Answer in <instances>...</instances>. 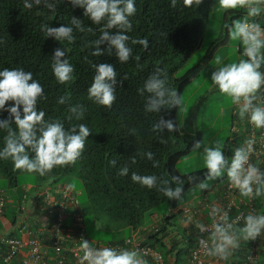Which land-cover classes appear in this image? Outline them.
<instances>
[{"label":"trees","instance_id":"16d2710c","mask_svg":"<svg viewBox=\"0 0 264 264\" xmlns=\"http://www.w3.org/2000/svg\"><path fill=\"white\" fill-rule=\"evenodd\" d=\"M213 2L214 0H201L199 5L184 6L181 0H177L175 5L172 0H137V12L132 17L133 28L128 33L133 58L121 64L115 56L92 54V42L99 37L101 26L92 24L84 17V10L73 6L70 0H0V69L23 67L26 71L33 72L34 78L44 86L46 98L38 102V108L45 111L46 119L51 117L64 120L66 127L72 123H85L92 130L85 151L75 164L57 167L44 177L31 174L37 180L35 183L37 188H33L30 194L44 187L57 194L60 186L71 184L63 181L66 177L78 180L87 199V206L95 218L110 229L126 232V237L110 244H123L127 238L132 237L142 239L138 234L135 235L136 231L140 230L146 235L147 241L143 240L144 244L160 251L166 264H178L182 252L190 254L199 246L201 238H208V234L202 235L199 228L196 230L192 227L195 233L190 232L191 236L187 239L188 247L184 251L181 244L171 237L172 230L177 227V223L173 221L178 215L183 214L185 219L189 220L184 212L186 209H192L191 211L195 212L192 221H195L200 210L191 206L179 209L184 204L181 203L182 199L168 200L155 188L149 190L134 184L130 178L131 172L135 171L142 175L155 174L162 178L178 174L177 164L196 152L193 147L197 142L202 144L203 135L198 130L190 133H183L180 130L177 116L181 106L161 109L159 114H146L145 98L140 95L138 89L159 67L167 73L169 85L177 89L182 98L185 89L198 75L203 64L211 60L219 47L229 41L227 25L235 19L244 18L243 10L226 12L224 33L210 45L202 64L177 77L179 70L202 44ZM72 17L81 19L85 30L83 32L74 30V42L64 45L68 51L66 55L75 67V79L67 85H61L52 74L51 59L54 50L63 48V45L52 37H46L43 29L45 25L59 27L62 24H69ZM132 40H145L147 47L140 43L133 44ZM97 63H114L118 73L117 99L110 109L98 106L87 99V88L94 75L93 64ZM61 96L70 97V104H83L86 108L85 118L81 121L75 119L68 121V103L59 104ZM8 117L6 111L0 112V119ZM159 118L172 120L178 125V130L172 133H168L166 129L162 133L154 132L153 125ZM130 129H135V134H131ZM250 130V125H247L244 130L232 134L223 147L226 156L230 157L235 147L245 143ZM5 135L6 130H0V147L3 146ZM148 151L154 153V158L159 161V167L154 168L151 161L139 155ZM132 156L136 157L134 164L131 163ZM112 160L117 161L115 166L110 163ZM253 163L264 167L260 158L255 159ZM124 165L129 166L130 172L128 176L121 177L118 172ZM204 171L205 169L191 173L190 175L196 177L193 181L185 177L182 198L204 178ZM24 174L30 173L14 170L10 160H0V179L6 180L10 188L17 189L20 176ZM218 185L220 188H227L226 191L229 188L227 179H222ZM23 192L25 193V190ZM240 199L250 200L239 195L238 202ZM251 201L254 209L259 214H264V197ZM239 208L244 207L240 205ZM238 211V208H233L230 219H234ZM70 212L72 214L74 211ZM174 212L177 214H173ZM6 213L9 217L12 215L14 224L18 222L17 219L21 221L18 208L10 206ZM76 213L84 216L81 203ZM156 215L158 218H154ZM71 216L64 222L66 227L72 226L68 224V221L72 220ZM24 217L30 216L24 214ZM153 219L156 220V225L150 226ZM0 229L3 228L0 226ZM18 229L11 235L20 236ZM261 238L263 245L258 251V257L251 262L250 255L254 244ZM261 238L242 242L237 250L239 255L232 257V263L264 264V234ZM166 239H169L168 244ZM148 262L153 264L149 260Z\"/></svg>","mask_w":264,"mask_h":264},{"label":"clouds","instance_id":"9594fccd","mask_svg":"<svg viewBox=\"0 0 264 264\" xmlns=\"http://www.w3.org/2000/svg\"><path fill=\"white\" fill-rule=\"evenodd\" d=\"M70 2L73 6L82 8L84 17L92 24L101 26L99 37L92 42L94 56H115L121 64L133 58L128 33L133 28L132 17L137 12V0H70ZM181 2L184 6H192L199 5L201 0ZM172 3L175 5L177 0H172ZM217 6L224 12L243 10L244 18L235 19L227 25L228 39L238 42L240 58L225 61L216 56V67L211 73L210 83L220 95L229 98L236 106L240 119L246 120L256 129H264V70H262L264 24L258 19L264 15V0H217ZM77 29L81 32L85 30L82 20L76 17H72L69 24H62L59 27L45 25L43 29L46 37H52L63 45V48L54 50L51 59L52 74L61 85H67L75 79V67L68 59L66 55L68 51L64 45L74 42V30ZM132 43H140L147 47L145 40H132ZM102 45L106 47H101ZM93 68L94 75L87 88V99L98 106L110 109L117 99L116 87L119 84L115 64L97 63L93 64ZM138 92L145 98L146 114H159L161 109L178 108L183 103L177 89L169 85L167 73L159 67L144 81ZM45 98L44 86L34 78L32 71H26L23 67L0 69V112L6 111L9 114L7 119H0V130H6L3 146L0 147V160H10L14 170L37 174L40 177L48 175L57 167L75 164L82 157L86 142L92 133L85 123H72L66 127L64 120L51 117L46 119L45 111L38 108V102ZM69 100L68 96H61L58 100L61 105L68 103L67 120H83L85 106L70 104ZM234 127L237 126L232 127V134ZM165 129L168 133L176 132L178 125L164 118H159L153 125L154 132L162 133ZM129 131L131 134L136 132L135 129ZM255 143L254 139H248L244 144L235 147L232 155L228 157L219 141H213L211 146L203 144L202 152L198 151L201 142H197L193 149L202 155L205 169L204 178L198 183V188L201 191L209 190L212 182L227 179L229 187L234 188L243 198L253 200L264 197V167L251 161L256 151ZM139 155L151 161L154 168L159 167V161L154 158L153 152H141ZM110 163L115 166L117 161L112 160ZM131 163H136L135 156L131 157ZM129 172V166L124 165L118 174L125 177ZM185 177L193 181L195 176L187 173L181 175L178 172L169 175L168 178H162L155 174L142 175L132 171L130 178L134 184L142 188L157 189L168 200H180L184 193ZM74 187L73 184L68 185L69 189ZM26 192L29 190H25ZM17 203L19 205L20 202L13 199L7 209ZM239 203L234 207L239 210L236 215L246 208ZM240 205L244 208H239ZM210 211L213 217L210 234L207 239L199 240L200 248L207 257H210L207 264L212 258L227 261L240 248L241 242L255 240L264 234V214L250 212L237 217L235 215L236 218L230 219V209L212 207ZM5 216L6 212L4 218ZM208 223L210 222L206 224ZM197 227L201 233L209 231L205 224H198ZM2 231L3 229L0 236L4 233ZM80 249L82 255L78 257V264H144L143 257L137 250L115 246L93 247L89 240L83 238L80 240ZM4 256L5 248L2 264ZM190 260L191 252L189 264Z\"/></svg>","mask_w":264,"mask_h":264},{"label":"built area","instance_id":"2783aa9c","mask_svg":"<svg viewBox=\"0 0 264 264\" xmlns=\"http://www.w3.org/2000/svg\"><path fill=\"white\" fill-rule=\"evenodd\" d=\"M258 19L264 24V15ZM247 125L250 124L246 121L244 127L247 128ZM250 128L246 141L248 139L256 141L254 145L256 151L251 157V161L260 158L264 163V129L256 130L252 125H250ZM233 130L234 133L240 132L239 127H234ZM59 188L56 191L57 194H54L49 188H43L33 194H30V192L24 193L19 203L20 216H22L21 221L19 220L20 236L7 235V232L0 236V244L5 248L4 264H78V257L82 255L80 249L81 238L89 240L93 247L115 246L137 250L144 259L151 261L153 264H166L160 251L145 245L144 241L137 237L127 238L123 244H104L92 241L87 233L84 216L76 213L77 209L80 208L77 193L73 189H69L68 185H62ZM238 196L239 193L234 188L229 187L224 193L222 200L224 205L220 209H230V216L231 210L238 204ZM11 202L8 195L4 191H0V220L4 218L8 204ZM30 202L33 205L29 208ZM239 204L245 205L246 208L236 217L250 212L257 213L251 200L244 201L240 199ZM32 208H35L34 212L39 216L36 218L24 217L23 213H27V216H35L33 211L29 212V209ZM71 210L74 211L72 214ZM184 213L188 219L191 218L189 220L195 218V212L189 209H186ZM70 216L72 220L68 221V218L67 221L72 226L66 227L64 222ZM210 218L211 223L205 224L209 231L201 233L202 235L210 234L213 221L211 211ZM258 237L261 238L262 235ZM262 245V238L255 242L250 255L251 262H254L258 257V251H260ZM209 259L210 257L204 254L200 246L191 251V264H207Z\"/></svg>","mask_w":264,"mask_h":264},{"label":"rangeland","instance_id":"374dc122","mask_svg":"<svg viewBox=\"0 0 264 264\" xmlns=\"http://www.w3.org/2000/svg\"><path fill=\"white\" fill-rule=\"evenodd\" d=\"M225 14L226 12L218 8L217 0H214L211 8L210 20L202 44L195 50L187 63L179 70L176 74L177 77L182 76L190 68L202 64L210 45L224 33ZM237 47L238 42L230 40L225 45L219 47L212 59L203 64L198 75L193 79L182 95L183 103L177 116L178 125L183 133H190L194 130H198L202 133V144L198 151L202 152L203 146H211L213 141H219L222 147H224L227 140L232 137L231 128L234 105L229 98L220 95L213 88L210 83V76L216 67V56H220L225 61H235L240 58ZM177 170L182 175L204 170L202 155L198 154L196 151L191 156L180 161L177 164ZM24 176L33 178L32 181L34 184L37 181L31 174H24L20 176V178ZM63 181L75 185L73 189H75L84 210L87 233L92 241L109 244L112 241H118V239L124 236L126 237L125 231L110 229L106 227L105 223L95 218L87 206V199L78 180L72 177H66ZM220 181H222V179L212 182L210 189H213ZM0 189H4L7 195L13 198L12 195L15 189ZM204 191H201L198 186L192 188L183 196L181 203L186 202L188 199H191V197Z\"/></svg>","mask_w":264,"mask_h":264},{"label":"crops","instance_id":"0c3cea01","mask_svg":"<svg viewBox=\"0 0 264 264\" xmlns=\"http://www.w3.org/2000/svg\"><path fill=\"white\" fill-rule=\"evenodd\" d=\"M237 51L240 53V49L237 47ZM245 120H242L239 118V116L237 115V109L236 106L234 105V112H233V117H232V127L235 125L237 127H239L240 131L243 130L245 127ZM232 129V128H231ZM238 141V139H237ZM34 177V176H33ZM33 178L31 177H22L19 179V187L17 189H15V191L13 192V198H11V201L14 199L18 202L19 198L22 196L21 194H23L24 190H29L30 193H32L33 188H37L36 184L33 183ZM0 188H10L7 184L6 180L0 179ZM46 188V187H44ZM226 188H220V185H216L213 189H209L206 190L204 192H200L199 194L191 197V199H188L186 202H184V204H182L179 209H183L186 206H191L193 208H198L200 210V214L199 217L197 218V220L192 221V220H186L185 217L183 216V214L178 215L176 217V219L173 221L174 223H177V227L175 229L172 230V240H176L181 244V249L185 251V249H187L188 247V243H187V239L191 236V233H195L194 230L192 229V227H194L196 230H198L197 225L198 224H206L207 222L211 221V218L208 216L209 215V211L211 210L212 207L215 208H221L224 204L221 201V197L222 194L224 192ZM12 203V202H11ZM33 204L30 202L29 208L30 206H32ZM11 206L14 207V209L18 208V214H19V218L22 219L21 213H20V208L18 203L14 206V204H12ZM35 208H32L31 210L29 209V212L33 211L34 215H28L32 218H36L39 216V214L34 212ZM28 212V213H29ZM25 215L27 213H24ZM173 214H177V212H174ZM156 216H154V218H156ZM158 218V217H157ZM18 222H16L15 224L12 222V215L11 217L8 216V213H6V216L4 219L0 220V226L3 228L2 232H7V235H11L14 233V231H16L19 227V219H17ZM156 220L153 219L152 223L150 224V226L156 225ZM149 226V225H147ZM19 230V229H18ZM1 231V229H0ZM192 231V232H191ZM191 232V233H190ZM138 234V236H140L142 238V240L146 239V235L142 234V231H136L135 235ZM169 239H166V244H168ZM147 241V239H146ZM242 243V242H241ZM241 247V246H240ZM239 250V249H237ZM237 250L234 252V254L232 256H230L227 261H218L215 258H212L209 262V264H233V259L235 255H239V253L237 252ZM4 255V248L0 245V264H2V258ZM181 259L179 261L178 264H189V258H190V254H185V252L181 253ZM144 264H150V262H148V260L144 259Z\"/></svg>","mask_w":264,"mask_h":264}]
</instances>
